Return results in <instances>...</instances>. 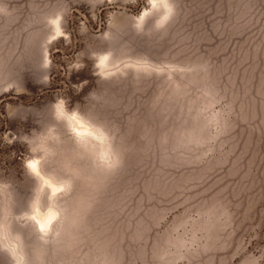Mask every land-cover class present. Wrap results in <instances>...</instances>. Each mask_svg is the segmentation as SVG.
I'll return each mask as SVG.
<instances>
[{"label":"rangeland","instance_id":"374dc122","mask_svg":"<svg viewBox=\"0 0 264 264\" xmlns=\"http://www.w3.org/2000/svg\"><path fill=\"white\" fill-rule=\"evenodd\" d=\"M0 264H264V0H0Z\"/></svg>","mask_w":264,"mask_h":264},{"label":"bare ground","instance_id":"6f19581e","mask_svg":"<svg viewBox=\"0 0 264 264\" xmlns=\"http://www.w3.org/2000/svg\"><path fill=\"white\" fill-rule=\"evenodd\" d=\"M74 131L78 135L91 134L90 128L81 121L77 122L76 126L74 127ZM37 161L31 160L27 163L26 166L28 167V169L32 173H34L36 176L42 178L44 185L50 187L51 189H56L57 187L55 186V184L52 181L44 178L41 175L40 167H39ZM56 213L57 212H56L55 208H53V207H49V208L43 210L40 206H37L35 209V212L32 215V219L36 225L37 230H40V231L47 230L50 227L51 222L53 221V219L57 215Z\"/></svg>","mask_w":264,"mask_h":264}]
</instances>
